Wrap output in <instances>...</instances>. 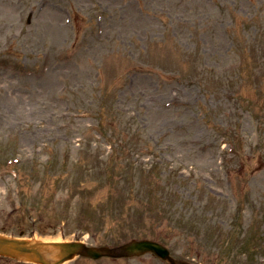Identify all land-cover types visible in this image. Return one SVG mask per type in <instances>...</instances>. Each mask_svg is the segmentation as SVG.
Here are the masks:
<instances>
[{"label":"rangeland","instance_id":"374dc122","mask_svg":"<svg viewBox=\"0 0 264 264\" xmlns=\"http://www.w3.org/2000/svg\"><path fill=\"white\" fill-rule=\"evenodd\" d=\"M0 232L264 264V0H0Z\"/></svg>","mask_w":264,"mask_h":264},{"label":"water","instance_id":"95a60500","mask_svg":"<svg viewBox=\"0 0 264 264\" xmlns=\"http://www.w3.org/2000/svg\"><path fill=\"white\" fill-rule=\"evenodd\" d=\"M150 253L169 264H196L174 258L166 246L148 239H135L117 247H93L83 241L44 242L0 234V256L32 264H66L78 257L92 260L134 258Z\"/></svg>","mask_w":264,"mask_h":264},{"label":"trees","instance_id":"16d2710c","mask_svg":"<svg viewBox=\"0 0 264 264\" xmlns=\"http://www.w3.org/2000/svg\"><path fill=\"white\" fill-rule=\"evenodd\" d=\"M49 164H55V162L54 161H50ZM114 165H115V163H113V166ZM116 168H117V164L113 168H111V170L108 171L107 174L109 172H111L112 170H115ZM119 177H120V179L124 178V176H122V175H116L115 176V178H119ZM156 191L157 190L154 188L153 192H156ZM149 205H151V203H149ZM125 208H126V205L124 206V209ZM134 211H136L137 214L133 215L134 217H132V220L133 219H137V221L134 222L135 225H133V226H136V228H140L143 225H145L146 222L144 220V217L152 218L154 216H158L157 218L153 219V221H152L153 227H160L167 220L164 216H162V214H159V211H163V208L156 207V208L152 209V208L149 207V208H145L143 210V212L139 211V210H134ZM130 215H131L130 212H129L128 215H125L124 212H123V214H120L119 218H117L115 220H112L111 222H112V224L115 227H117L118 223H120V225H119L120 227H123V226H125L128 223V221L123 220V219L128 218V216H130ZM111 228H113V227H111Z\"/></svg>","mask_w":264,"mask_h":264}]
</instances>
